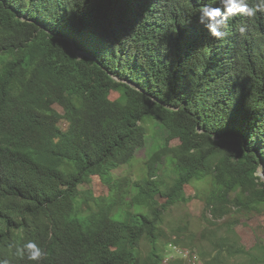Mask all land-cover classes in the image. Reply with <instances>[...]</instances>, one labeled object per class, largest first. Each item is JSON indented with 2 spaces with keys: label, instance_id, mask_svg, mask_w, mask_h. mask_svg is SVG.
Listing matches in <instances>:
<instances>
[{
  "label": "trees",
  "instance_id": "16d2710c",
  "mask_svg": "<svg viewBox=\"0 0 264 264\" xmlns=\"http://www.w3.org/2000/svg\"><path fill=\"white\" fill-rule=\"evenodd\" d=\"M198 6L0 0V254L31 239L47 252L40 264L190 262L173 245L179 258L163 262V224L192 185L215 226L203 264H264V244L244 247L235 231L264 212V14L231 18L217 40L196 22ZM149 119L178 144L155 147L140 177L114 176ZM182 228L171 229L175 243L195 245Z\"/></svg>",
  "mask_w": 264,
  "mask_h": 264
},
{
  "label": "rangeland",
  "instance_id": "374dc122",
  "mask_svg": "<svg viewBox=\"0 0 264 264\" xmlns=\"http://www.w3.org/2000/svg\"><path fill=\"white\" fill-rule=\"evenodd\" d=\"M116 97H118L117 92L111 91L109 98L115 99ZM147 127V133L144 138L145 141L139 148H137L134 158L129 163L123 164L119 168L113 170L112 173L114 176L127 175L131 179H136L142 175L144 160L147 155L155 149V147L167 144L169 149H174L178 144L179 141L177 139L170 140L166 143V131L155 119H149ZM171 169L172 165L169 164V162H166L162 166L164 173H171ZM259 172H264L263 168H260ZM89 186L93 191V195L98 198H103L108 194V187L102 184L97 178H94L92 182L89 183ZM185 191L186 195H188V201L172 206L165 215L163 229L169 235V241L168 248H166L165 255L163 256V262H167V259L179 258V256L173 252L172 256L168 253V251H171L170 245H175L179 248L188 249L191 254V261H186L184 264H203V257L205 258V256L201 257L198 252L201 249H204L206 252L211 250L209 238L211 237V234L215 232V226L206 222L202 218L201 210L203 203L201 199L195 197L194 194L196 190L194 187L192 185H187ZM179 226L183 227L181 229L183 232L180 238L188 240L192 237L195 239V245L183 246L181 243H175L177 235L171 233V229L179 228ZM222 229L218 235H226L225 230ZM235 231L239 237L240 244L244 247H248L254 243L264 244V212L249 218L239 219V224L236 226ZM148 250L149 243L147 240H143L140 245L141 256L144 257L148 253ZM234 262L236 261L232 258L229 259L228 264H233Z\"/></svg>",
  "mask_w": 264,
  "mask_h": 264
},
{
  "label": "clouds",
  "instance_id": "9594fccd",
  "mask_svg": "<svg viewBox=\"0 0 264 264\" xmlns=\"http://www.w3.org/2000/svg\"><path fill=\"white\" fill-rule=\"evenodd\" d=\"M198 5L194 13L196 22L203 27L208 36L217 40L225 37L226 32L223 29L231 18L240 16L252 19L258 13L264 14V0H198ZM188 23L191 24L192 20L189 19ZM245 30L246 25L244 24L237 28L241 35ZM255 175H260L259 170ZM9 248H14V251L1 253L0 264H22L20 260L24 259L40 264L47 256L45 249L37 241L31 239L19 246L9 245ZM171 260L173 259L169 261Z\"/></svg>",
  "mask_w": 264,
  "mask_h": 264
},
{
  "label": "bare ground",
  "instance_id": "6f19581e",
  "mask_svg": "<svg viewBox=\"0 0 264 264\" xmlns=\"http://www.w3.org/2000/svg\"><path fill=\"white\" fill-rule=\"evenodd\" d=\"M172 249L173 250L176 249V251H178V253L182 254L183 256H186L188 254L187 252L185 253V251L181 250L179 247L174 246V245L172 246Z\"/></svg>",
  "mask_w": 264,
  "mask_h": 264
},
{
  "label": "water",
  "instance_id": "95a60500",
  "mask_svg": "<svg viewBox=\"0 0 264 264\" xmlns=\"http://www.w3.org/2000/svg\"><path fill=\"white\" fill-rule=\"evenodd\" d=\"M259 171H260V169H259ZM260 175H261L262 179L264 180V172L260 173Z\"/></svg>",
  "mask_w": 264,
  "mask_h": 264
},
{
  "label": "built area",
  "instance_id": "2783aa9c",
  "mask_svg": "<svg viewBox=\"0 0 264 264\" xmlns=\"http://www.w3.org/2000/svg\"><path fill=\"white\" fill-rule=\"evenodd\" d=\"M170 252H171V253H170ZM170 252L168 251L169 255L172 256V251H170Z\"/></svg>",
  "mask_w": 264,
  "mask_h": 264
}]
</instances>
